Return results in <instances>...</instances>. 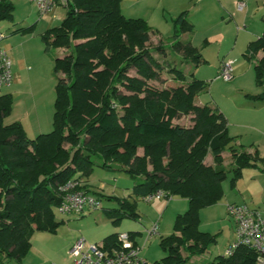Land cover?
<instances>
[{
    "label": "trees",
    "instance_id": "1",
    "mask_svg": "<svg viewBox=\"0 0 264 264\" xmlns=\"http://www.w3.org/2000/svg\"><path fill=\"white\" fill-rule=\"evenodd\" d=\"M65 7L62 22L43 34L47 48L65 49L54 59L53 129L30 137L22 122L5 123L14 101L9 93L0 95V264H22L35 229L57 232L64 223L55 212L60 186L74 180L79 190L91 194L89 176L96 165L125 171L135 181L130 196H107L117 205L105 210L115 225L124 218L138 220V200L159 190L165 198L188 201L173 232L161 237L166 255L146 264H203L192 257L204 254L218 235L200 229L201 211L223 199L229 172L234 186L245 168L264 171V157L236 148L228 118L218 107L195 103L206 80L194 73L187 80L182 69L168 64L180 83L165 88L151 84L163 68L156 56L165 54L166 47L160 40L151 49L152 27L144 18L127 17L122 0H67ZM14 10L12 0H0V21H12ZM35 25L14 32H33ZM174 28L173 50L196 68L206 62L191 39H179L195 29L187 10L174 18ZM244 55L257 60L261 90L250 96L264 102V33ZM186 115H191L190 125L178 121ZM225 151L232 153L230 170ZM208 154L213 164L205 162ZM94 156L102 160L96 162ZM128 233L138 245L139 233ZM119 235L109 234L101 247L110 253L119 249ZM257 256L255 249L239 245L230 256H216L213 264H257Z\"/></svg>",
    "mask_w": 264,
    "mask_h": 264
},
{
    "label": "rangeland",
    "instance_id": "2",
    "mask_svg": "<svg viewBox=\"0 0 264 264\" xmlns=\"http://www.w3.org/2000/svg\"><path fill=\"white\" fill-rule=\"evenodd\" d=\"M12 1L15 4L13 20L0 21V31L5 35L1 41V47L6 49L10 55L14 73L12 84L17 85L15 91H18L16 93L10 91L11 93H9L12 95L14 102L11 113L5 118V123L8 124L21 118L28 135L33 137L34 131L29 129V122L39 121V119L43 121L45 128L39 129V134L42 132L48 133L53 129L56 84L58 81L57 75L54 72V59L59 55L60 50L47 48L43 40V34L47 29L62 22V19L66 17L67 9L62 0L58 4L56 2L52 10L57 15L63 14V17H60L56 23H53L55 19H53L52 15L40 14L36 4L32 0ZM263 1L260 0L262 4L264 3ZM122 7L127 17H141L149 22V25L152 27L149 44L152 50L160 43V40H162L163 45L166 47L167 52L165 54L154 53L155 55L157 54L156 57L163 68L160 70V77L152 81L151 84L158 88H165L180 83L179 80L175 79V75L169 71L170 66L168 64L182 69L186 73L187 80L192 79L194 76L196 78H203L199 77V75L207 76V79H203L208 82L207 88L196 96L195 103L197 105L209 104L219 109L222 106L226 112H229V118L228 116L227 118L229 125L232 124L231 132H239L237 133L239 134V139H242L241 143L243 145L239 146L235 144L236 148L252 151V153L258 151V155L264 157V110L252 112L242 117H239L235 111V109L243 106V103H257V100L251 98L252 95L261 90L256 83L255 76V64L257 60H250L243 57V54L240 53L243 59L242 62L244 63L242 73L239 75L232 73V78L226 80L215 72V66L218 67L220 63L217 57L219 46L215 39H212L207 49V54L211 58V61L197 68L193 63L186 62L182 53L172 48V43L175 40L173 37L175 30L173 20L185 10L188 11V17L194 23L195 31L184 33L179 39H189L196 36L195 44L201 43L200 45H202L205 36L204 32H220L225 36L223 48H234L237 38L236 24L238 11H241L237 8V5H235L237 13L235 17L231 15V12L227 13L223 11L219 0H122ZM250 10L248 8L245 12L242 10L239 13L247 16ZM262 15H264V5L260 4V8L250 14V21L245 23L248 26L250 23L255 22L253 28L256 31L258 30L261 33L260 35L263 34L264 30ZM32 24H36L33 32H14L19 27H26ZM243 25L244 23L241 25V29H245ZM211 28L212 30L210 31ZM241 41L242 39L239 38L240 44ZM238 50L235 49V52ZM213 72H215L214 77H210ZM131 73L135 74V71L132 70ZM192 73H194V76L191 75ZM198 73L200 74L198 75ZM178 121L182 124L190 125L192 123L191 115L183 116ZM238 123H241L242 126L236 125ZM223 156L225 159L224 163L230 170L233 162L232 153L225 151ZM94 159L96 162H100L102 157L94 156ZM205 161L213 164L212 154H208ZM252 169L245 168L242 177L236 181L234 186L231 184L233 172H229L228 178L223 182L225 192L223 199L217 204L206 207L201 211L200 229H211L213 231H210L211 233L218 235V241L211 244L204 254L197 256L198 262L213 264V259L216 256L226 254L227 249L234 244L236 226L233 218L228 213L229 203L227 199L231 202L236 200L235 202L245 203L250 208L259 209L264 212V180L254 181L251 179L248 171H253ZM115 171L96 165L89 176L90 193L100 197L102 207L86 214H63L56 209L57 219L59 221L64 220V223L61 224L57 233L35 229L31 239L32 249L23 259L22 264H39L41 262L43 264L71 263L65 249L68 242H71L73 238L77 241L84 237L89 243L100 244L104 236L112 232L125 233L129 228H138V226L143 228L148 225L147 222L151 219L153 213L143 209V207L147 208L151 206L148 201L143 199L138 200L137 203V208L141 214L140 219L124 218L120 225H114L108 217L105 210L117 205L115 202L109 200L107 196H127L131 190L126 187L132 186L133 183V178L125 171L121 173V178H114V174L119 173L120 175V172ZM239 188L242 189V193L239 192ZM181 199L183 198H174V200ZM159 201L154 200L153 202L158 203ZM161 201L167 203L168 200L167 198H162ZM215 220V223H210ZM166 235L159 233L154 236L150 240L152 243L151 248L153 249L154 244L159 246L161 237ZM141 245L138 244L140 247ZM160 252L162 255L156 259L149 260H159L166 255L161 248ZM66 258L67 261L65 260ZM5 264L20 263L16 260H10L6 261Z\"/></svg>",
    "mask_w": 264,
    "mask_h": 264
},
{
    "label": "built area",
    "instance_id": "3",
    "mask_svg": "<svg viewBox=\"0 0 264 264\" xmlns=\"http://www.w3.org/2000/svg\"><path fill=\"white\" fill-rule=\"evenodd\" d=\"M42 15L51 12L56 0H32ZM66 4L67 0H62ZM239 10H245L247 0H236ZM5 37L0 31V95L3 87L13 82L14 74L12 61L8 52L1 47V41ZM232 62H225L219 74L228 80L233 76ZM79 182L71 180L60 186L62 198L58 210L63 214H86L92 210L102 207L101 200L78 189ZM165 196L161 190L145 196V201L151 202ZM228 213L234 220L236 226V239L226 251L227 256L234 253L239 245H247L258 253L257 264H264V212L259 209L250 208L246 204L232 203L228 205ZM159 223L154 222L147 230L146 237L151 239L158 234ZM119 249L110 253L101 247V243H89L86 238L78 239L68 252L70 264H146L139 257L140 246L136 245L128 232L120 233ZM56 264V263H51Z\"/></svg>",
    "mask_w": 264,
    "mask_h": 264
},
{
    "label": "crops",
    "instance_id": "4",
    "mask_svg": "<svg viewBox=\"0 0 264 264\" xmlns=\"http://www.w3.org/2000/svg\"><path fill=\"white\" fill-rule=\"evenodd\" d=\"M56 1H57V4L60 2V0H56ZM219 2H220L221 8L223 9L224 12H227V13L231 12V15H234V17L236 16V14H237L236 10H235L236 0H219ZM260 4L264 5V3L262 4V2H260V0H247V5H246V8H245V10L243 12H245L248 8H250L252 11L250 10V12H248L247 16L243 15V13H239L241 11H238V20H237V24H236V27H237L236 28L237 38H236V44H235L234 48H232V49H229V48L226 49L225 47L223 48V44H224L223 42L225 41L224 34L220 33V32H213L212 33V31H211L212 28L210 29L211 33L208 32V31H206L207 33L204 32L205 36H204V40L202 41V43H203L202 45H200L201 43H199L198 45L195 44V37L196 36H194L192 38H189V39H191L193 44L199 49V51L202 52L204 58L206 59V62H204L201 65H204V64L208 63L209 61H211V58L207 54V49L209 48V45L211 44L212 39H215L216 43L219 46L217 57L219 58L220 63H219L218 67L215 66V70H216L215 72L218 73V76H219V74H220V72L222 70V67H223L224 63L225 62H229V61L232 62V67H233V73L234 74H238L239 75V74L242 73L244 63L242 62L243 59H242L240 53L243 54V57H246L244 55V53L247 50L249 43L261 36L260 35L261 33L258 30L257 31L254 30V28H253V26L255 25V22L250 23L248 26L245 23L250 21V14L253 13L255 10H258L260 8ZM47 15H49V16L52 15L53 19H55V20H53V23H56V21H58L60 19V17H63V14L57 15L56 13H54V10H51V12L48 13ZM263 16L264 15L261 16L262 19H263ZM191 22H192V20H191ZM243 23H244L243 27L245 29H241V25ZM173 25H174V20H173ZM194 31H195V29H194ZM187 33H189V32H187ZM263 33H264V30H263ZM183 34L184 33H182V35ZM257 35H258V37H257ZM239 38L242 39L241 44L239 43ZM235 49H237V50L239 49V50L237 52H235ZM58 50H60L59 55H62V54L65 53V49H63V48H58ZM261 55H262V53H259L258 56L260 57ZM224 60H226V61L223 62ZM201 65H199V66H201ZM215 72L211 73L210 77H214ZM199 74L200 73H198V75ZM199 77H203V78H199V79H207V76H200L199 75ZM12 83L10 85H6V86L3 87V93H11L10 91H13L14 93H16L18 91V90L15 91L17 85L12 84ZM220 107L222 109V110L221 109L220 110L222 112H224L226 117L228 116V118H229V114H228L229 112H226L222 108V106H220ZM262 110H264V102H261V101H257V103H250V102L243 103V106L239 107L238 109H235V111H236V113H237V115L239 117L246 116L247 114H251L252 112H260ZM14 121H20V122L23 123V120L21 118H19L18 120H14ZM9 123H11V122H9ZM29 125H30V126H28V127H30L29 129H32L34 131L33 132L34 136L40 133L39 129H44L45 128L44 123H43V121L41 119H39V121L29 122ZM231 125L232 124L229 125V132H230L231 136H233V137L236 136L235 143L237 145H239V146L243 145V143H241L242 139H239V134H237L239 132H237V131L231 132V129H232ZM236 125L242 126L241 123H238ZM24 127H25V125H24ZM35 130L39 131V132H36ZM252 141H255V140H252ZM248 152H250V151H248ZM205 162L210 164V162H207V161H205ZM106 169H109V168H106ZM112 170H114V169H112ZM252 170L253 171H248V175H250L251 179H253L254 181L262 180V179L264 180V171H262L260 169H257V168H253ZM115 172H120V175H119V173H116V174H114L113 177L114 178H121V176H122L121 173H123L124 171L116 170ZM132 181H133L132 186H127L126 187L127 189H130L131 192H132L133 186L135 185L134 179H132ZM88 185H89L88 187H89V190H90V188H91L90 183ZM131 187H132V189H131ZM263 189H264V186H263ZM131 192H130L129 195L124 196V197L130 196ZM239 192L242 193V189L241 188H239ZM162 198H165V197H161V198L155 199V200H160L158 203H154L153 202L154 200L149 202V204L151 205L150 207H147V208L143 207L144 210H149V212L153 213L151 219L147 222L148 225H146L143 228L142 227L140 228V226H138V228H129V229L126 230V232H138L139 233L136 236L137 243L139 245L142 244L141 247H140L139 257L141 259H143L144 261H146L147 263H152L154 261H157V260H153L152 261V260H149V259H156L160 255H162V253L160 252V248H161L160 245L158 246V245L154 244L155 246H153V249L151 248L152 247V243H151L150 240L153 237L151 239H147V237H146L147 230L152 226V224L154 222H158L159 223L158 234L160 233L161 235H166V234L169 235V233H171L173 231V223L175 221L176 216L178 214H180V213H184L189 207L188 201H184L186 199L174 200V198H170V199L167 198V200H168L167 203H164V202L161 201ZM243 198H245V197L243 196ZM235 201L236 200L231 202L229 199H227V202L229 204L230 203L245 204V203H239V202H235ZM212 208H215V207H212ZM138 212L140 213L139 210H138ZM215 222H216V220L214 222H210V223H215ZM234 230H235V226H234ZM203 231L210 232L212 230L208 229V230H203ZM115 232H118V231H115ZM112 233H114V232H112ZM108 235H106V236H108ZM106 236H104V238ZM103 239H102V241H103ZM75 242H76L75 238H73L71 242H68V245L66 246V249H65L67 254H68L69 250L72 248V246L74 245ZM197 256L198 255L193 256L192 257V261L198 262L199 260H198ZM162 258H160V259H162ZM68 259H69V257H68ZM65 260L67 261V258ZM60 263L64 264L62 262H60ZM39 264H43V262H41ZM66 264H70V262H68Z\"/></svg>",
    "mask_w": 264,
    "mask_h": 264
}]
</instances>
